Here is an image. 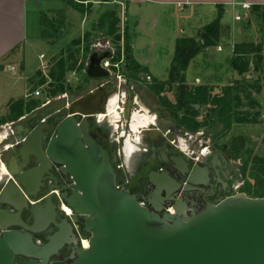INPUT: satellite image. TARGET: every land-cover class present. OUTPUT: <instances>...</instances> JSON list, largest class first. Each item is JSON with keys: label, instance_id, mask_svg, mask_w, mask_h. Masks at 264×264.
Returning <instances> with one entry per match:
<instances>
[{"label": "water", "instance_id": "95a60500", "mask_svg": "<svg viewBox=\"0 0 264 264\" xmlns=\"http://www.w3.org/2000/svg\"><path fill=\"white\" fill-rule=\"evenodd\" d=\"M110 56L109 52H93L87 76L107 77L101 63ZM104 104L105 89L100 84L95 92L57 109L62 115L53 134L42 126L32 129L18 147L19 157L10 161L17 166V183L12 181L2 189L0 202H24L38 190L42 173L56 164L73 180L72 193L67 196L65 192L62 200L73 208L74 223H79L78 216L85 218L81 225L89 240V247H76L68 264H264V196L237 192L207 204L198 213L160 214L118 187L110 154L91 134L90 119L104 111ZM195 106L200 108V104ZM33 161L38 165L27 168ZM16 207V214L0 212V264H54L52 256L71 244L68 237L73 223L67 216L47 241L40 243L35 234L49 223L50 203L34 210V225L21 221L24 230L8 229L15 218L20 220L22 207Z\"/></svg>", "mask_w": 264, "mask_h": 264}, {"label": "flooded vegetation", "instance_id": "af4514ba", "mask_svg": "<svg viewBox=\"0 0 264 264\" xmlns=\"http://www.w3.org/2000/svg\"><path fill=\"white\" fill-rule=\"evenodd\" d=\"M120 74L121 79L109 73L104 78L87 76L88 86L85 90L82 88L76 96L95 92L100 84L104 86V111L91 117V134L110 154L117 169L118 187L136 195L141 204L160 214L198 213L207 204H216L223 198L237 193L234 183L241 176L239 169L230 168L231 155L226 156L221 149L206 145V142L197 150L190 144L189 136L194 132L189 127L193 118V110L190 108V105L194 106L193 79H190L188 74L185 81L168 82V78L159 80L149 74H145L149 79H144L143 72L136 76L131 75L126 62L121 66ZM156 89H160V92L157 93ZM185 92L186 108L179 109L178 103L183 100ZM115 95L117 100L114 99ZM163 100L167 104L163 103ZM112 107H115L118 114L115 119H112ZM57 109L47 111L44 107L28 117L18 119L13 124L11 134L8 132L9 137L1 141L3 147L0 155L12 171L8 172L4 161L0 163L5 165V172L1 175L3 181L0 183V197L4 187L11 186L12 181L16 182L17 166L10 161L13 156L19 157L18 147L21 141L32 129L41 126L48 130L49 134H53V127L62 115L56 113ZM136 112H146L154 116L156 122L141 127L135 134L131 123ZM101 114L105 116L102 118ZM205 114L206 112L202 111L200 118L203 119ZM183 119H186V123L181 121ZM46 141L44 136V146ZM37 165L34 161L29 162L27 168ZM18 166L21 170L20 161ZM40 181L38 190L24 202L22 200L12 204L1 201L0 212L16 214L19 212L16 206H21L20 220L15 218V224L10 225L8 229L24 230L21 221L29 226L34 225V210L50 203L49 223L42 232L35 234L40 243L46 242L47 237L55 232L58 224H62L68 216V220L74 225L68 237L71 244L64 245L58 255L52 256L54 264H68L72 261L71 255L76 252L77 246L86 247L83 240H87L88 235L81 225L85 218L78 216L79 223H74L71 218L75 215L73 208L62 200L65 192L67 196L72 193L73 180L61 172L60 166L52 164L42 173ZM160 181L163 183L158 185L157 182ZM63 205L71 209L72 213L67 214ZM2 233L0 227V235ZM20 260L25 261L27 258L21 257Z\"/></svg>", "mask_w": 264, "mask_h": 264}, {"label": "rangeland", "instance_id": "374dc122", "mask_svg": "<svg viewBox=\"0 0 264 264\" xmlns=\"http://www.w3.org/2000/svg\"><path fill=\"white\" fill-rule=\"evenodd\" d=\"M112 2V1H109ZM120 3L121 0H118ZM46 5H43L42 8L37 10V14L32 16V13H29V21H28V40L26 44L23 46L22 49V59L25 61L26 69L28 71H31L32 69H35L34 72L42 69H46L45 72H47V75L49 74L48 71H50L51 67L54 65L55 61L53 62L54 55L61 53L64 51V53H67L65 51L68 50L72 46V42L75 38L83 37L86 32H92L89 40L87 42H82L81 46L79 47H73L75 51L80 49L78 51V64L75 65L74 70H68L66 74V82L69 84L70 89L66 92V97H63L64 94H59L57 96L50 97L48 92V87L50 84L46 83L40 86L44 92V95L40 98L41 101H45L47 96L51 99L50 104L46 105L47 111L51 110L54 111L57 108L63 107L67 102L72 101L76 96L79 94V91H81L82 88L87 87L86 79V69L89 64V56L93 52H98L95 48V45L105 43L106 41L111 42V46L118 49V51H122V48L124 50V35H125V28L126 23L129 18V16L124 12V8L122 5H118L116 3H112L111 6L108 5V7L104 8L105 11H108L107 8H112L117 12V15L120 18V22L118 24L119 29L117 31V35H121V40L119 42H115L114 38L112 36H108L104 33V30H100L95 26L94 20L91 21L90 24H84L83 29L86 27L85 30H87L84 34H81L78 36L81 32V19L82 16L78 14V12L75 11L74 8L69 6L65 0H49L46 2ZM69 6L66 7V6ZM118 5V6H117ZM66 10V13L71 12L68 14V22H67V28L62 27L58 33H53L55 27H57L60 22L59 19L63 21L65 19H62V17H59V11L60 10ZM102 12V13H103ZM66 13L65 16L66 17ZM178 14L179 19L171 20L167 23H164L165 30L161 31L162 37H157L156 39V48L154 52V59L159 63L160 67L156 69V71L159 74H156V76L160 79H163L168 75V65L171 58H173V52L171 54V39L172 36L170 33L172 32L169 30L170 27L175 26L172 24L174 22L178 26V32L181 28L185 29L186 36L189 34L194 33V28L197 26V28L200 26L197 19L194 17H190L189 20L182 19ZM241 16V19H237L236 16ZM250 16V9H245L244 11L240 10L239 13H235L234 16L231 13H228L222 22V29H221V37L219 40V43L216 46L209 47L202 53L198 54L194 59H192L189 63L188 67V74L187 76L190 79H193L195 85H200L206 83L213 84L217 86L215 92L220 93V95H223L222 93V87L231 84H239L240 83H247V84H258L260 83V91L257 92L256 88L252 89V96L256 99H258L259 106H256L252 109V112L259 111L260 112V122L257 124L248 123V124H234L233 127L229 130L225 131H219L221 127L211 126L209 128L202 127L198 131H194L191 136V145L193 146L195 150H197L199 147L203 146V144L206 142V145L210 146H216L218 147V143L220 140L226 142V144L230 143V140L234 136L242 135L245 138L246 146L251 148L253 150L254 155H258L261 157H264V70L262 72H256L253 69H251L248 73L244 75H239L238 72L233 68L232 65V59L234 58V44L237 42H243V41H255L259 42L262 37V31L260 26L257 22H252L251 24L245 23V21ZM215 18L214 15L208 14L207 17L203 18V24L204 26L211 22ZM33 22H32V21ZM31 21V22H30ZM177 23H176V22ZM70 22V23H69ZM45 23V28L50 32V37H44L43 35V28ZM62 23V24H63ZM202 26V28L204 27ZM201 28V29H202ZM32 29V30H31ZM199 29V31H201ZM31 30V33H29ZM84 30V31H85ZM199 31L195 34V37L200 38ZM152 34H155V31L152 32ZM181 34V33H179ZM136 38V37H135ZM89 46V52L87 53V58L84 59V53L87 45ZM121 45V46H119ZM120 47V48H118ZM175 48V46H173ZM164 53L163 56L157 55L161 53L160 51ZM157 51L159 53H157ZM173 51V50H172ZM104 52V51H103ZM125 53V50H124ZM103 54V53H101ZM39 55L41 57H39ZM53 57V59L51 58ZM51 58V59H50ZM52 60V61H51ZM125 62L126 56H125ZM46 63V68H42V64ZM52 63V65H51ZM73 62L70 61L69 65H73ZM82 64V69H78L79 65ZM165 64V65H163ZM32 72V71H31ZM20 75L22 74V71H19ZM142 73V72H141ZM146 73L143 72L144 79H149L147 76H145ZM46 75V76H47ZM88 81V80H87ZM7 82V81H6ZM24 81L23 80H17L15 83L16 88H14L13 94L19 95L23 89ZM55 85V84H54ZM54 85L50 86L53 87ZM14 86V87H15ZM34 88V86H33ZM7 89V88H5ZM251 89V88H249ZM243 96H245V93H242ZM114 99L117 100V95H115ZM45 99V100H44ZM4 106V107H3ZM6 105H0V118L9 116L8 113H5L4 108ZM44 107V106H42ZM3 108V109H2ZM250 106L248 105V100L243 97V104L240 107V110L246 111L249 109ZM198 109V108H197ZM201 109V106L200 108ZM40 111V110H39ZM50 111V112H51ZM202 111V110H201ZM4 113V114H3ZM202 113H200L201 115ZM199 120H202L200 117ZM18 121V120H16ZM13 121H9L3 124H0V133H7L12 128ZM148 126V125H147ZM9 130V131H8ZM9 137V134L6 135V140ZM184 138V137H183ZM3 140V141H4ZM2 141V142H3ZM2 142L0 143V152L2 149ZM219 148V147H218ZM222 150V152L227 156L230 154V152L224 151L222 148H219ZM221 152V153H222ZM3 153V152H2ZM1 153V154H2ZM231 155V154H230ZM0 163L2 161L5 162L3 157L0 155ZM242 163L243 158L242 157H233L231 156L230 160V168H234L235 170L239 169V175L241 176L240 179H238L234 186L238 193L242 192V187L244 185V180L242 178ZM3 179V176L0 178V183Z\"/></svg>", "mask_w": 264, "mask_h": 264}, {"label": "trees", "instance_id": "16d2710c", "mask_svg": "<svg viewBox=\"0 0 264 264\" xmlns=\"http://www.w3.org/2000/svg\"><path fill=\"white\" fill-rule=\"evenodd\" d=\"M65 1L69 6H72L83 13L90 10V7H86L83 1ZM59 14L61 17L63 11H60ZM224 14L225 8L220 5L217 17L199 31L200 38L180 37L176 40V48L169 69L168 82L185 81L186 71L189 67L190 61L209 47L216 46L219 43L222 29L221 20ZM253 21L257 22L261 28V40L259 42H237L233 46L235 56L232 59V65L240 76L248 73L251 69L258 73L264 70V6L254 5L250 8V16L245 23L251 24ZM59 22L60 24L55 27L53 33H58L62 28L61 24L63 22H61L60 19ZM119 22L120 18L117 15V12L114 9H109L99 16L97 23L95 22V26L100 30H104L106 35L112 36L117 43L121 40V35L116 34L119 29ZM43 24V35L44 37L49 38L51 34H49L50 32L45 28V23ZM125 25L124 50L129 72L133 76H136L139 72L148 74V68L140 64L133 55V42L137 36V21L128 18ZM91 33L86 32L83 37L75 38L72 42V46L79 47L82 42H87ZM72 46L65 51L67 53H64L63 51L54 57L55 63L49 71V79L43 78L39 82L41 85L46 84L48 80L54 82L55 85L53 87H48L49 96L51 97L66 93L68 89H70L69 84L65 83L66 74L68 70H74L75 65L78 64L79 59L77 55L79 53L78 51H80V49L76 51L74 49L72 50ZM89 50V46L87 45L83 55L84 59L87 58L86 56ZM70 61L73 62V65H69ZM82 68V64H80L78 69ZM260 87V83L257 85L247 83L234 85L229 83L222 87L223 95H220V93L215 92L217 86L213 84L206 83V85H195L192 96L194 106L192 107L190 105V108L193 110L192 123L189 126L190 129L192 131H198L202 127L209 128L211 126H216L221 127L219 131H225L231 129L234 124L259 123L261 114L259 111L252 112V109L260 104L258 103V99L252 96V89L256 88V91L259 92ZM156 91L159 93L160 89H156ZM242 93H245V96H243ZM243 97L248 100V105L250 106L246 111L240 110V107L243 104ZM162 102L166 103L164 100ZM41 103L42 101L34 100L32 102L30 101L26 106L24 99H19L13 102L9 107V116L0 118V124L18 120L25 114L26 110L29 112L35 107L41 105ZM196 104H200L201 109H197L195 106ZM186 105L187 94L185 92L183 94V100H180V103H178V107L179 109L182 107L186 108ZM201 110L206 112V114L202 120H199L198 118L201 116L200 113H202ZM181 121L186 123V119ZM217 146L224 151L230 152L233 157L243 158L241 174L244 180V185L241 191L254 197L264 196V157L254 155L253 150L246 146L245 138L242 135L234 136L228 144L220 140Z\"/></svg>", "mask_w": 264, "mask_h": 264}, {"label": "crops", "instance_id": "0c3cea01", "mask_svg": "<svg viewBox=\"0 0 264 264\" xmlns=\"http://www.w3.org/2000/svg\"><path fill=\"white\" fill-rule=\"evenodd\" d=\"M48 1L49 0H0V105H6L4 108L5 113H8V111L10 113V104L19 99H24L27 106L30 101H41L40 98L44 95L43 90L41 96H35L33 92L36 89H42L39 82L43 78H48L47 72H45L46 69H40L36 72H34L35 69H32V72L28 71L26 69L25 61H23L21 55L23 46L28 40L29 13H32V16L36 15L37 10L39 8L41 9L43 5H46V2ZM78 1H83L86 7H90V10H87L86 13L74 8L75 11L82 16L80 23L81 32L78 36L84 34L87 31L85 30L86 27L83 29L84 24H90L92 20H94L93 22L97 23L99 16L104 11V8L108 7V5L111 6L112 3L122 5L124 12L126 11L125 15L127 14L129 18L133 20L135 19L137 21V36L133 42V55L140 64L148 68L149 75L159 80H166L169 77L167 76L163 79H160L156 76V74H159L156 69L160 67V64L154 59V52L157 46L155 42L157 37H162L160 32L165 30L162 28L164 23L179 19L178 14L180 13L181 15L179 16H182V19L189 20L190 17H194L198 20L197 23L200 24L198 28L197 26L194 28V33L186 36V30L181 28L178 32V26L172 22V24L175 26L170 27L169 30L172 31L170 33L172 36L170 47L171 54L173 52L174 56L176 40L180 37H195V34L199 31V29L204 26L203 18L207 17L208 14L214 15L216 18L220 5L224 6L225 8V14L222 18V21L228 13H231L234 16V14L239 13L240 10L244 11V4L249 5L248 9L254 5L264 6V0H121L120 3L118 0ZM66 7L69 8L68 5ZM107 9L109 10L112 8ZM60 11H63V15L61 16L62 19H65L61 26L65 29V27L67 28L68 14L71 12L66 13V10L63 9ZM65 13L66 17H64ZM61 22L63 21L61 20ZM31 30L29 33H31ZM153 31H155V34H152ZM173 46H175V48H173ZM97 51L100 53V55H102L101 53H106V51L103 52L102 50ZM158 51L160 50L158 49ZM158 51L157 53H159ZM160 52L161 53L157 55L163 56L164 53L162 51ZM59 54L60 53L54 55L53 57H56ZM53 57L51 58L53 59ZM171 62L172 58L170 59L168 65V75ZM20 70L22 71L21 75L19 73ZM17 80L24 81V85L22 86L23 89L19 95L13 94L14 88H16L15 83ZM47 83L50 84L51 80H48ZM47 98H49V96H47ZM45 101H42L41 105L35 107L29 112L26 110L25 114L19 119L28 117L32 113L42 110L44 107L46 108V106L43 105ZM15 121L11 122L12 128L10 129L9 134H11L13 131V124Z\"/></svg>", "mask_w": 264, "mask_h": 264}, {"label": "built area", "instance_id": "2783aa9c", "mask_svg": "<svg viewBox=\"0 0 264 264\" xmlns=\"http://www.w3.org/2000/svg\"><path fill=\"white\" fill-rule=\"evenodd\" d=\"M76 1H78V0H76ZM243 7H244V9H248L249 5L248 4H244ZM236 18L240 20L241 16L237 15ZM95 48L97 50H102V51H106V52L110 53L111 56L108 57V58H105L102 61L101 65H102V67H104L108 71L109 74L115 75L119 79H121L122 75L120 74V68L125 63V56H126L125 53H124L123 48H122L121 52L118 51V49H116L113 46H111V42L110 41H106L105 43L97 44V45H95ZM41 56H43V55H41ZM41 59H43V58L41 57ZM46 66H47L46 64H43V68H46ZM148 78H149V76H148ZM42 93H43L42 89H40V88L36 89L33 92V94L35 96H41ZM66 95L67 94L64 93L62 96L66 97ZM50 102H51V99L47 98L46 101L43 103V105L46 106L47 104H50ZM100 116H102V118H103V116H105V115L101 114ZM62 207L66 209V213L67 214H71L72 213L71 209H70V211H67L68 207H66V205H63Z\"/></svg>", "mask_w": 264, "mask_h": 264}, {"label": "bare ground", "instance_id": "6f19581e", "mask_svg": "<svg viewBox=\"0 0 264 264\" xmlns=\"http://www.w3.org/2000/svg\"><path fill=\"white\" fill-rule=\"evenodd\" d=\"M115 101V100H114ZM113 106V105H112ZM116 106V105H114ZM113 109H110L112 112V116H114L112 119H115L118 117V114H117V111L115 110V107H112ZM115 113V114H114ZM114 114V115H113ZM117 114V115H116ZM104 117V116H103ZM156 122V119L154 116H151L150 114L144 112L143 114L142 113H135L133 115V118H132V128L135 132V134L137 133V131L140 130L141 127L143 126H149L150 123H155ZM6 135H8V132L5 134L3 133H0V142L6 137ZM127 143H130L129 141H127ZM3 171L5 172V165L4 164H1L0 165V177L3 173ZM67 211H70V209H67ZM84 242V245L86 247H89V241L88 240H83Z\"/></svg>", "mask_w": 264, "mask_h": 264}]
</instances>
